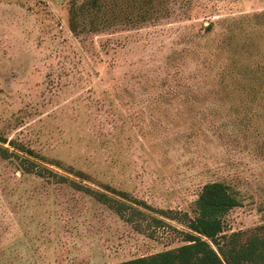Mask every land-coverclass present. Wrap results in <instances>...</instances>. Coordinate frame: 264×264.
I'll use <instances>...</instances> for the list:
<instances>
[{"label": "rangeland", "instance_id": "374dc122", "mask_svg": "<svg viewBox=\"0 0 264 264\" xmlns=\"http://www.w3.org/2000/svg\"><path fill=\"white\" fill-rule=\"evenodd\" d=\"M100 1L112 17L86 30L88 0H0L3 145L66 178L0 157V264H116L184 243L136 229L72 181L190 216L202 185L222 181L239 200L224 232L264 223L263 77L256 94L242 89L264 68V0ZM145 211L142 228L159 216Z\"/></svg>", "mask_w": 264, "mask_h": 264}, {"label": "trees", "instance_id": "16d2710c", "mask_svg": "<svg viewBox=\"0 0 264 264\" xmlns=\"http://www.w3.org/2000/svg\"><path fill=\"white\" fill-rule=\"evenodd\" d=\"M110 6L100 0H88L87 5L80 6V13L88 10V7L95 9V16L91 18L86 30H99L111 19V13L105 11ZM71 30L79 33L76 15L77 9L72 11ZM85 23V22H84ZM109 25V24H107ZM211 27H206L207 31ZM230 41H227L228 43ZM260 72L262 75H260ZM264 68L253 67L248 71L251 76V84H244L243 91L256 94L260 90V77L264 79ZM226 74V72H225ZM221 77L222 90L226 93L233 92L230 79L235 78L233 74ZM6 138L0 136V157L2 159L18 160L19 167L28 173L41 177L52 175L59 179H66L57 172H54L38 160L43 156L34 152L33 149L9 140L12 147L4 146ZM77 176H84L82 171L72 170ZM73 185L87 192L112 209L122 219L134 224L136 229H144L146 232L158 229L170 228L181 235L183 244L171 249H166L146 256L135 257L120 261L116 264H264V223L256 226L249 232L235 231L224 232V216L235 206L239 200L235 192L222 181H210L202 185L195 200V213L190 216L187 212L173 209L154 208L143 200L129 196L126 192L110 188L105 185L104 191L92 189L89 186L72 181ZM141 207V208H140ZM145 210L158 213L159 216L149 215L151 222L149 226L142 228L141 216H147ZM175 220L185 226L179 229L169 222ZM150 229V230H149Z\"/></svg>", "mask_w": 264, "mask_h": 264}]
</instances>
